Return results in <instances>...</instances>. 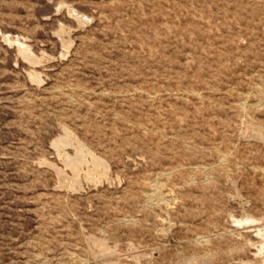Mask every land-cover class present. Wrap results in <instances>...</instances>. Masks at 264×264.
Masks as SVG:
<instances>
[{
    "label": "rangeland",
    "instance_id": "374dc122",
    "mask_svg": "<svg viewBox=\"0 0 264 264\" xmlns=\"http://www.w3.org/2000/svg\"><path fill=\"white\" fill-rule=\"evenodd\" d=\"M263 246L264 0H0V264H263Z\"/></svg>",
    "mask_w": 264,
    "mask_h": 264
},
{
    "label": "bare ground",
    "instance_id": "6f19581e",
    "mask_svg": "<svg viewBox=\"0 0 264 264\" xmlns=\"http://www.w3.org/2000/svg\"><path fill=\"white\" fill-rule=\"evenodd\" d=\"M171 29V28H170ZM7 37V36H6ZM20 43V50H21V52L25 55V57H27L28 59H30L31 61H37V58L38 57H35L34 56V54H33V52H32V50H31V48H30V46L29 45H27L26 43H24V42H19ZM68 45V44H67ZM70 46V45H69ZM39 61V60H38ZM37 61V62H38ZM33 62V63H34ZM34 75H36V74H34ZM39 75V74H38ZM31 76V75H30ZM32 77V76H31ZM38 78V77H37ZM40 78H42V77H40ZM39 80V79H38ZM138 90V89H137ZM140 91V90H139ZM148 94V93H147ZM149 95V94H148ZM151 96H152V94H151ZM154 96V95H153ZM242 102V101H241ZM244 103V102H243ZM242 103V104H243ZM246 103V102H245ZM240 104V103H239ZM243 106V105H242ZM257 106H259V105H257ZM244 107V106H243ZM247 107V106H246ZM260 107V106H259ZM181 120V119H180ZM183 122V121H182ZM66 128V127H65ZM262 128V127H261ZM69 128L68 129H66V131H67V135L66 136H64V137H60V136H58L59 138L58 139H56L55 140V138H54V144L56 145V147L57 146H60L61 144H63V143H68L67 145H69V141H71V139H72V141H73V139L74 138H76V137H73L71 134H73V133H70L69 131ZM143 130H145V129H143ZM65 131V132H66ZM244 134V133H243ZM243 134H241V135H243ZM246 134V133H245ZM75 136V135H74ZM78 140V139H77ZM73 142H71V144H72ZM53 144V145H54ZM71 144H70V147H71ZM54 145V146H55ZM54 146H53V148H54ZM63 146H65V145H63ZM52 147V146H51ZM75 148H78V153L76 152V156H70V155H66V157H67V163H68V165H70V166H72L75 170V172H76V170L78 171L79 170V168H80V166H82V163H83V159H86L87 158V155H86V157H85V153H84V146H83V144H82V142H80L79 140H78V147H75ZM65 149V148H64ZM60 150H62V149H60ZM57 151H59V149L57 150ZM63 152V151H62ZM69 152V151H68ZM91 152V151H90ZM58 153V152H57ZM60 153V152H59ZM64 153V152H63ZM66 153V152H65ZM60 154H62V153H60ZM91 154V153H90ZM59 155V154H58ZM223 157V156H222ZM92 159H93V157H92ZM102 159V158H101ZM100 158H98V157H96V155H95V157H94V160L93 161H95V162H97V163H99V164H101V165H103L104 164V162H103V160H101ZM105 161V160H104ZM46 162H47V160H46ZM45 162V163H46ZM50 162V161H49ZM66 162V161H65ZM107 163V162H106ZM48 164V163H47ZM52 164H53V162H52ZM66 165V164H65ZM67 165V166H68ZM49 166H51L50 164H49ZM56 166V165H55ZM54 166V167H55ZM104 166H106V164L104 165ZM109 166V165H108ZM53 167V166H52ZM59 167V166H58ZM57 167V168H58ZM82 168V167H81ZM54 169V168H53ZM55 169H56V167H55ZM62 169V168H61ZM60 169V170H61ZM107 169V168H106ZM58 171V170H57ZM82 171V170H81ZM60 172V171H59ZM62 172H63V170H62ZM77 173V172H76ZM61 174H63V173H61ZM65 175H66V173H64ZM78 174H80V173H78ZM78 174L76 175L75 173H74V175H76L77 177H79L78 176ZM59 175H60V173H59ZM76 176H74L75 177V179H76ZM168 176V175H167ZM60 177V176H59ZM61 177H64L63 175H61ZM68 178V177H67ZM66 178V179H67ZM158 178H159V176H158ZM72 179V178H71ZM71 179H70V181H71ZM61 180V179H60ZM74 180V179H73ZM77 180V179H76ZM66 181V180H65ZM78 181V180H77ZM158 181V180H157ZM193 181V180H192ZM153 182V181H152ZM152 182H150V183H152ZM161 182V181H160ZM157 183V182H156ZM196 183V182H195ZM63 185L65 184V183H62ZM69 184V183H68ZM71 184H72V182H71ZM160 184V183H159ZM159 184H156L155 186H154V188L152 189V191L148 194V197L151 199V200H154L156 203L158 202V203H164V201H165V196H164V194H163V191H162V189H161V186L159 185ZM67 185V184H66ZM70 185V184H69ZM73 185V184H72ZM76 185H77V182H76ZM62 186V185H61ZM73 188V187H72ZM147 192V191H146ZM147 198V197H146ZM151 202V201H150ZM250 220H254L253 218H249ZM199 242H201V241H199ZM202 243V242H201ZM207 243V242H206ZM264 247V246H263ZM264 261V260H263ZM192 262H194V260L192 261ZM192 262H191V264H192ZM202 262V261H201ZM190 263V262H189ZM199 264H200V262H198ZM204 264H206L205 262H203ZM203 263H201V264H203ZM210 263H212V262H210ZM115 264V263H114ZM194 264H196V262L194 263ZM209 264V263H208ZM214 264V263H213ZM263 264H264V262H263Z\"/></svg>",
    "mask_w": 264,
    "mask_h": 264
}]
</instances>
